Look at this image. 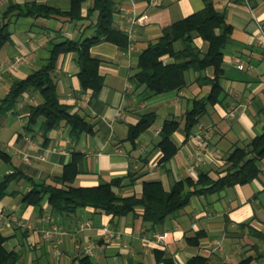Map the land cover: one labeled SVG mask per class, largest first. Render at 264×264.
I'll return each instance as SVG.
<instances>
[{
	"label": "crops",
	"instance_id": "crops-1",
	"mask_svg": "<svg viewBox=\"0 0 264 264\" xmlns=\"http://www.w3.org/2000/svg\"><path fill=\"white\" fill-rule=\"evenodd\" d=\"M115 1L116 28L128 35L129 17L141 16L144 23L134 26V36L128 35L125 46L105 39L92 46L104 77L98 95L92 97L91 89L81 87L77 52L61 53L55 70L60 102L92 123L93 132L75 139L63 122L45 137L41 120L26 129L30 106L42 100L35 90L25 92L15 109L0 118V150L10 158L0 157V182L16 173L0 197L5 247L20 255L18 264H79L85 256L92 264H187L196 255L206 257L207 264H242L246 258L251 264H264V162L252 181L194 194L161 224L145 222L141 208L114 216L90 206L59 213L47 195L39 204L24 202L32 183L61 186L58 180L73 152L81 155L73 186L123 178L120 186H114L116 193L141 197L145 181L160 180L169 190L176 181L197 178L201 171L217 178L236 147L248 145L264 132V0H212L233 26L231 42L224 49L223 93L218 102L208 104L190 134L185 131L186 112L193 100L211 90L209 84L198 83L197 71H186L182 89L161 94L145 93L131 77L139 70L142 51L159 40L164 28L202 10L205 0ZM32 2L62 11L71 8L70 0H0V23L8 22L11 33L0 49V63L24 57L15 69H0V99L14 82L47 64L55 44L80 42L95 34L97 11L74 20L64 15L27 16L15 9L3 19L11 4ZM92 5L93 0H86L82 13L86 15ZM194 41L207 50L208 42L197 34ZM148 112H155L156 120L133 143L128 139L129 127ZM166 119L179 122L171 136L177 151L161 162L159 143ZM200 138L203 146L198 144ZM84 221L92 225L82 228ZM105 228L112 232L109 240L104 238ZM47 230L52 235L46 236ZM163 232L167 236L161 244L155 238Z\"/></svg>",
	"mask_w": 264,
	"mask_h": 264
},
{
	"label": "trees",
	"instance_id": "trees-1",
	"mask_svg": "<svg viewBox=\"0 0 264 264\" xmlns=\"http://www.w3.org/2000/svg\"><path fill=\"white\" fill-rule=\"evenodd\" d=\"M86 0H70L71 8L62 11L58 8L36 2L24 6L11 4L4 13L3 19L15 9L27 16L64 15L74 20L89 18L93 12L98 13L95 23V34L80 42L65 40L53 46L49 61L41 68L30 73L26 78L14 82L8 93L0 99V118L12 112L20 97L28 90H35L41 95V102L31 105L26 129L32 128L41 120V130L46 137L53 128L65 123L69 126L72 138L78 139L83 133L93 132V124L77 112H71L68 105L60 102L56 82V65L61 53L74 51L78 54L80 66L79 79L83 90H92L96 97L104 85V77L100 73L101 61L91 54V48L105 39L120 46L128 44V35L114 25L117 4L115 0H93V5L86 15L82 13V5ZM233 26L228 23L223 13L216 10L212 0H205L202 10L175 21L164 28L156 43L150 44L139 56L138 72L131 80L142 87L145 93L161 94L179 90L186 85L185 73L194 70L199 73L198 83L209 84L208 96L193 100L192 107L186 112L185 131L190 134L200 118L207 112L208 104H215L223 93L221 78L224 76V49L231 42ZM194 34L208 42L203 51L194 41ZM11 33L8 22L0 23V49L10 40ZM181 42V48L176 43ZM171 61L166 62L165 58ZM211 73H206L207 70ZM156 120L155 112L141 116L139 122L129 127L128 139L133 143L138 136ZM179 127L175 119L163 122L159 147L163 153L160 161H168L177 151L171 140L173 132ZM0 157L8 161L9 155L0 150ZM81 155L73 152L72 160L65 166L63 176L58 180L61 186L32 183L33 187L24 195L26 204H39L44 197L53 210L59 213H70L78 207L90 206L103 210L114 216L125 215L136 208H141V216L152 225L164 223L170 215L182 209L194 194L222 191L236 184H243L258 177L264 162V132L252 139L244 147H236L230 154L219 176L213 178L207 172H200L197 178L191 176L176 181L167 190L160 180H149L143 184L141 197L136 195L123 196L116 193L114 186H120L123 178L112 179L91 187H76L72 182L79 169ZM16 173L7 174L0 182V197ZM5 235L0 231V264H18L20 255L15 250H8L4 243ZM171 263V261H168ZM208 259L201 255L192 257L187 264H207ZM79 264H92L88 256L83 257ZM242 264H251L246 258Z\"/></svg>",
	"mask_w": 264,
	"mask_h": 264
},
{
	"label": "built area",
	"instance_id": "built-area-1",
	"mask_svg": "<svg viewBox=\"0 0 264 264\" xmlns=\"http://www.w3.org/2000/svg\"><path fill=\"white\" fill-rule=\"evenodd\" d=\"M128 22H129V25L126 27V31L128 33V35H130V37H133L134 36V26L136 24H143L144 23V19L143 17L141 16H133V17H129L128 18ZM261 28V26H260ZM24 60V57L22 56H16L14 58V60L12 62H10L9 64H3V63H0V69L1 71H10V70H13L15 69L22 61ZM1 73V72H0ZM198 144L200 146H203L204 144V140L203 139H199L198 140ZM92 225V222L91 221H84L82 224H81V227L82 228H87V227H90ZM45 234L46 236H50L52 235V231L51 230H47L45 231ZM166 236H167V233H159L156 235V238L155 240L158 242V243H165L166 242ZM112 237V232L109 228H105V231H104V238L106 240H109L111 239Z\"/></svg>",
	"mask_w": 264,
	"mask_h": 264
},
{
	"label": "rangeland",
	"instance_id": "rangeland-1",
	"mask_svg": "<svg viewBox=\"0 0 264 264\" xmlns=\"http://www.w3.org/2000/svg\"><path fill=\"white\" fill-rule=\"evenodd\" d=\"M177 46L179 47L180 46V43H177Z\"/></svg>",
	"mask_w": 264,
	"mask_h": 264
}]
</instances>
